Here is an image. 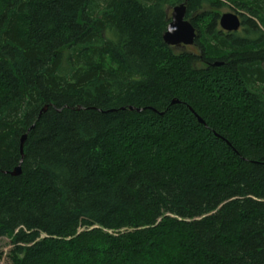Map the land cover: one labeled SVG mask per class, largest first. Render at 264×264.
<instances>
[{
	"label": "trees",
	"instance_id": "obj_1",
	"mask_svg": "<svg viewBox=\"0 0 264 264\" xmlns=\"http://www.w3.org/2000/svg\"><path fill=\"white\" fill-rule=\"evenodd\" d=\"M183 3L197 54L162 41ZM3 238L9 264H264V0H0Z\"/></svg>",
	"mask_w": 264,
	"mask_h": 264
},
{
	"label": "water",
	"instance_id": "obj_2",
	"mask_svg": "<svg viewBox=\"0 0 264 264\" xmlns=\"http://www.w3.org/2000/svg\"><path fill=\"white\" fill-rule=\"evenodd\" d=\"M168 24L164 33H162V41L166 47L173 50H185L187 47L194 45L197 39V33L195 28L191 25L189 20L186 18V7L185 3L180 4L176 7L167 11ZM218 21V27L222 32L225 33H236L241 27V22L236 14L227 13L221 15ZM216 66L218 64H215ZM172 103H177L173 101ZM198 122L201 123L197 117ZM26 136L23 135L20 139V156H23V143L25 142ZM19 166L13 169L10 173L11 176H19Z\"/></svg>",
	"mask_w": 264,
	"mask_h": 264
},
{
	"label": "rangeland",
	"instance_id": "obj_3",
	"mask_svg": "<svg viewBox=\"0 0 264 264\" xmlns=\"http://www.w3.org/2000/svg\"><path fill=\"white\" fill-rule=\"evenodd\" d=\"M219 15L227 14V13H232L235 14V12L227 7H224L220 9ZM11 249V245L8 239L3 238L0 240V264H9L7 255L9 250Z\"/></svg>",
	"mask_w": 264,
	"mask_h": 264
},
{
	"label": "flooded vegetation",
	"instance_id": "obj_4",
	"mask_svg": "<svg viewBox=\"0 0 264 264\" xmlns=\"http://www.w3.org/2000/svg\"><path fill=\"white\" fill-rule=\"evenodd\" d=\"M196 50H197L196 47L194 45H192V46H189L185 50H182V51H187V52L192 53V54H197Z\"/></svg>",
	"mask_w": 264,
	"mask_h": 264
}]
</instances>
